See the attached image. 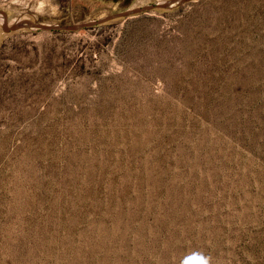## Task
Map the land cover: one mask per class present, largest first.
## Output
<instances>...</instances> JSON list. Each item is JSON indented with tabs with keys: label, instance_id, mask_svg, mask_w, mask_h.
I'll return each instance as SVG.
<instances>
[{
	"label": "rangeland",
	"instance_id": "374dc122",
	"mask_svg": "<svg viewBox=\"0 0 264 264\" xmlns=\"http://www.w3.org/2000/svg\"><path fill=\"white\" fill-rule=\"evenodd\" d=\"M164 1L0 10L72 25ZM2 25L0 264H264V0Z\"/></svg>",
	"mask_w": 264,
	"mask_h": 264
},
{
	"label": "water",
	"instance_id": "95a60500",
	"mask_svg": "<svg viewBox=\"0 0 264 264\" xmlns=\"http://www.w3.org/2000/svg\"><path fill=\"white\" fill-rule=\"evenodd\" d=\"M195 1V0H167L164 2H157L154 4L145 5L142 7L130 8L124 11L108 15L106 17L100 18L98 20L89 21V22H81L72 25H60V24H44L33 20L22 19L14 22L9 25L8 23V15L5 11L0 10V17H2L3 25L2 29L4 32H16L19 30H40V31H66V32H77L86 28L96 27L100 25L107 24L109 22L118 20V19H126L138 16L140 14H145L151 12L156 9H164L170 10L175 7H178L186 2Z\"/></svg>",
	"mask_w": 264,
	"mask_h": 264
},
{
	"label": "trees",
	"instance_id": "16d2710c",
	"mask_svg": "<svg viewBox=\"0 0 264 264\" xmlns=\"http://www.w3.org/2000/svg\"><path fill=\"white\" fill-rule=\"evenodd\" d=\"M112 1H114V2H119L120 0H112Z\"/></svg>",
	"mask_w": 264,
	"mask_h": 264
}]
</instances>
